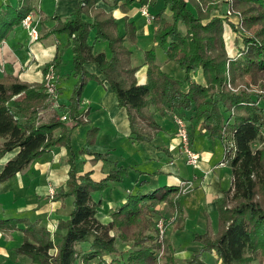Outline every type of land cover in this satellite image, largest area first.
Segmentation results:
<instances>
[{"label":"trees","instance_id":"trees-1","mask_svg":"<svg viewBox=\"0 0 264 264\" xmlns=\"http://www.w3.org/2000/svg\"><path fill=\"white\" fill-rule=\"evenodd\" d=\"M96 1L78 0L68 16L53 14L52 25L38 32V38L67 35L72 73L78 81L66 101L55 98L52 104L43 79L28 82L12 73L0 76V158L16 149L0 169V182L55 147H64L68 164L64 186L52 197L62 201L69 197L70 210L57 215L52 228L26 216L0 217V226L21 233L20 243L11 251L35 264H210L203 258L205 251L214 254L213 264H251L264 253V0H234L239 11L233 16L225 10L213 14L215 6L207 0H190L194 11L189 0H114L123 11L145 4L153 15V45L143 52L145 82L137 81V66L132 65L134 20L125 16L119 31L116 19L96 7ZM31 10L30 0H0V43ZM224 23L241 38L234 53L226 48ZM234 37L235 43L239 38ZM96 41L105 42L107 51L96 50ZM157 50L184 71L182 79L160 68ZM58 59L57 54L43 71L49 65L55 68ZM86 63L103 73L134 139L149 142L159 127L155 115L171 118L175 113L184 119L190 143L201 130L225 146L224 160L233 180L216 199L217 229L213 234L196 233L200 247L181 261L168 249V234L165 249L158 253L156 226L159 218L175 211L167 233L183 227L177 186L127 194L110 210V221L102 222L96 214L100 198L94 200L92 192L100 193L109 183L122 180L126 168L117 165L97 176L93 169L76 168L77 155L92 154L90 159L97 161L107 154L91 150L97 133L93 125L86 130L83 145L75 150L71 144L74 127L89 123L81 118L85 112L79 108ZM226 80L232 88L225 86ZM162 201L167 203L166 214L159 210Z\"/></svg>","mask_w":264,"mask_h":264},{"label":"crops","instance_id":"crops-1","mask_svg":"<svg viewBox=\"0 0 264 264\" xmlns=\"http://www.w3.org/2000/svg\"><path fill=\"white\" fill-rule=\"evenodd\" d=\"M3 1L7 2L8 0ZM223 3L224 2H222V4ZM77 4L78 0H39L36 5V2L31 0L30 5L32 10L28 13L32 15V20L36 24V28L39 32V30H46L52 25L53 14L66 17L73 11ZM224 5V8H226L225 3ZM95 6L101 7L112 14L118 23L119 31L123 29L125 16H127L128 20H134L132 17L133 15H138L140 17L139 22L134 20L137 38L136 42L131 46V57L132 65L137 66L134 73L137 81L145 82L146 64H143V52L153 45V17L150 21H147L146 18L140 14L139 9L141 6L146 5H131L127 11H123L120 2L115 3L114 0H97ZM146 8L148 9L147 6ZM37 10L40 14L39 16L37 14V16L35 15ZM223 33H226L225 27ZM90 34L89 36L92 37H89V41L93 42L92 30ZM50 35L51 34L37 39L40 40ZM55 35L53 34V36ZM6 40L7 38L4 37L1 45L3 54H0V62H6L10 57H12V59L14 57L12 54L15 50V46H9ZM32 40L31 38H27L25 40V45H23L21 40L16 42L17 46H24V50L27 54L25 56L26 59L21 62V66L15 67L10 63L12 66L11 73L17 75L19 79L24 81H40L43 79V73L45 72L43 71L44 66L58 54L59 59L55 64L54 70L56 73L57 86L60 87L58 100L62 101L61 98L69 97L75 83L78 81V76L72 73V53H70L71 65L69 69L61 71L62 54L58 46V37H55V44L36 43ZM138 43L141 44L140 51L142 50V58H139L140 61L135 63L133 58V46ZM225 45L229 53L235 50L236 44L234 41L232 45H228L225 40ZM231 46H233V48ZM95 48L96 50L107 51L106 43L102 41H96ZM156 55L160 63V68L163 71L172 74L178 79L183 78L184 71L173 61L167 60L166 57L159 59L157 52ZM84 68L85 81L82 85L80 95L84 94L86 96L88 93V97L86 96V102L84 104L87 103L88 105L87 109L89 110L86 118L89 123L79 126H84L85 133L88 127L92 125L96 126L97 133L94 144L98 145L101 143L103 147L107 146L106 149L110 150V154L103 160L93 162L84 158L82 160L80 159L81 156H79L76 161V168L79 172L93 169L94 172H97L96 176L103 174L117 165L126 168V173L122 180L109 183L107 187L101 191L102 193L106 192V195L101 192L98 195L92 192L94 200L100 198L96 213L97 216L102 222H107L110 217V210L118 207L129 193H135L136 191L145 193L148 190H155L163 186H177L181 194L180 205L184 211L187 209L190 210V213L187 212L188 210L185 211L186 214L184 215L183 227L168 231V249L172 252L171 254L176 260L188 257L192 250L200 247L199 242L195 239L196 233H202L206 230L215 231L217 225L216 199L223 195L224 190L232 186L233 177L229 164L224 160L225 146L223 142L221 140H210L205 136L203 131H196L192 137L191 146L198 153V162L196 166H193L186 163L185 158L180 152V140L175 134V124L169 116H162V119H160L161 121L156 119L159 127L155 130V134L149 142L134 139L129 131L126 113L123 108L118 106L115 94L108 82L103 80V73L93 63H86ZM3 74H5L4 71ZM194 77L198 79L199 75L197 74ZM66 87L69 88L70 92L67 91ZM79 108L82 110L80 103ZM101 120L103 123H101ZM79 126L74 127L71 141L73 140L74 132H76L79 136L84 135L81 137L83 144L85 133L79 131V129H81ZM102 134H104V137L99 138V135ZM95 151H104V149ZM15 152L16 149L6 152L0 158V169L4 162ZM65 158V149L59 146L43 152L28 163L23 169L25 173L28 175L29 170L32 169L34 171H32L33 174L35 173L44 177L45 184L38 186L36 183L37 185L34 189L36 193L35 199L30 203L18 202L16 207L18 213L13 216H26L31 220L40 219V222H47L53 227L55 224L54 218L57 215L68 214L70 210V199L65 198L63 201L62 199L50 200L49 196H47L50 187L48 185H52L54 189H58L61 185H64L68 168ZM17 175H19V172L14 176L17 177ZM8 183V180L0 182V192H11L8 191V189L11 190V186H7ZM14 187L19 190V188L24 189L26 186H23L20 180L19 186ZM38 198L41 202L38 201ZM45 198H49L48 201H42V199ZM159 210L161 213L166 214L168 210L165 201L159 204ZM30 211L35 215H29L28 213ZM19 212L22 214H19ZM191 213L194 214L192 215L193 217L190 216ZM14 234L19 235V240L21 241V233L19 230L0 226L1 255L8 254V246L11 243L10 239ZM1 264H7V262L1 261Z\"/></svg>","mask_w":264,"mask_h":264},{"label":"rangeland","instance_id":"rangeland-1","mask_svg":"<svg viewBox=\"0 0 264 264\" xmlns=\"http://www.w3.org/2000/svg\"><path fill=\"white\" fill-rule=\"evenodd\" d=\"M38 1L39 0H34V2H36V5H37ZM207 1L209 3H213L214 6H215L214 9H213V14H217L218 10L219 11L225 10L224 3L222 4L221 2L213 1V0H207ZM234 4H235V2H233V8L236 9V11H239L237 8H235V5ZM188 5L191 8V10L194 11V6L190 2V0L188 1ZM35 15H36V13H35ZM132 17H133V19L136 22H139V18L140 17L138 15H136V16L133 15ZM224 26H225V30H226V33H223L224 40H226V43L228 45H232L233 41L235 40V37L234 36H236L237 38H239L238 35H237L238 33H235L233 30H230L228 23H224ZM7 34L8 35H6L7 37L5 36V38H7L6 41H8L7 42L8 45L9 46L10 45H14L15 46V50L13 51V54H12L14 57H13V59H12V57H10L9 60H6V62H4V61L0 62V76L3 75V71L5 73H11V71H12L11 70L12 69L11 64L14 65L15 67L21 66V62H23V60L26 59L25 56H26L27 53L24 50V46L19 47V46H17V43L16 42H18L19 40H21L23 42V45H25L26 44L25 40L27 38H31L30 35H29V33H28V30L25 27H23L22 25H20V24H16L15 26H13V28L10 29L7 32ZM55 37H58V42H59V45L58 46H59L60 53L62 54V63H61L60 69H61V71H64L66 69H69V67L71 65V58H70V53H71L70 52L71 51L70 48L71 47H70V44L67 43L66 34L65 33L60 32V33H57V35H55V36H53V34H51L50 36H48L46 38H43V39H40V40L33 39L32 41H34L36 43H47V44H50V43L53 44L54 43L55 44ZM89 37L91 38L92 36H89ZM240 39L241 38H239V40H238L239 42L237 41V42H235V44H241L240 43ZM2 43H3V41H1V43H0V54H3L2 47H1ZM140 45L141 44L138 43V44H136V45L133 46V58L135 60V63L140 61L139 58H142V50L140 51ZM231 47L233 48V46H231ZM237 49H238V47L236 45L235 50L231 51V53H234V51L236 52ZM157 54H158L159 59L165 57L164 53L161 50H157ZM227 64H228V61H227ZM195 75H197V74H195ZM56 85H57V79L55 80V86ZM63 85H64V83H63ZM225 86L227 88L228 87L232 88L231 85H230V83L228 82V80H226ZM66 89H67L68 92H70V90H69L68 87H66ZM58 92H60V90L57 91L56 88H55V93L54 94H50L51 97H52V104H56L55 98H58ZM55 94H56V96H55ZM86 96L88 97V93L86 94ZM86 96L84 94H81L80 95V107L82 108L83 112H85V115L82 114L81 115V118L84 119V120L86 118V115L88 116V110H89V109H87V107H88L87 103L84 104L86 102L85 101ZM67 98L68 97H63V98H61V100L62 101H66ZM155 118L157 120H160V119H162V116L156 114L155 115ZM171 119L173 120V117H171ZM101 123H103L102 120H101ZM79 127L81 128V129H79V131L82 132V133L83 132L85 133L84 126H79ZM82 136H84V135L79 136L76 132H74V135H73V138H72L73 140L71 141V144L73 145V147H74L75 150H77L81 146V144H82L81 137ZM100 137L103 138L104 137V134L99 135V138ZM95 139H96V136H95ZM95 141L96 140H94V143H95ZM189 142H190V140H189ZM83 144H84V142H83ZM190 145H191V143H190ZM92 146L93 147H91V150L93 152H107V154L105 155L106 157L110 154V152H109L110 150L106 149L107 146H104L103 147V145H101V143L98 144V145L93 144ZM94 149L95 150H99V149L100 150H103L104 149V151H95ZM180 152L182 154L181 149H180ZM91 155L92 154L85 153V154L77 155L76 158L78 159V157L81 156L80 159L83 160V158H84L86 160L88 159L89 161L93 162L92 159H90ZM183 157L185 158L184 155H183ZM84 168H87V167H84ZM32 171L33 170L30 169L29 170V173L27 175V173H25V171L22 169L21 171H19V175H17V177L16 176H12L11 178L7 179L8 182H9L7 186H11V190L8 189V191H11V192L10 193H8L7 191L0 192V217H7V216L17 215V213H18L17 211L18 210L16 209V207L18 205V202H20V203H26V202L27 203H30L32 200L35 199V194H36L35 191H34L35 186L37 184H38V186H41L42 184H45V182H44V177L43 176H39L38 174H35V173L33 174ZM66 178H67V173H66ZM66 178H65V180H66ZM20 180L23 183V186H26V187L24 189L19 188V190L18 189H15L14 186H19V181ZM65 180H64V182H65ZM48 186H51L52 187V185H48ZM61 186H64V185H61ZM161 186H163V185H161ZM56 189H54V187H53L54 192L52 194H50V193L47 194V196H49L50 200H53V199L55 200L56 199V198L52 197V195L57 191ZM93 192H95L94 194H97V195L99 194V191H93ZM102 194L106 195V192H103ZM49 198L42 199V201L43 200L44 201H48ZM67 199H70V198L67 197ZM38 201L41 202L39 200V198H38ZM50 208H52V207H50ZM187 210H185V211H187ZM185 211H184V215L186 214ZM187 212L190 213V210H188ZM173 213H174L173 211L172 212H169L168 217H166V218L164 217L163 218L164 233H163L161 239L158 238V241L160 242V248H159V252H158L159 254H161V252H163V250L165 249V239L164 238H165V236L167 234V223L169 225H171L174 222L175 217L177 215V214L173 215ZM19 214H22V213L19 212ZM28 214L31 215V216H34L35 215L31 211ZM192 215H194V214L191 213L190 216H192ZM109 216H110V214H109ZM110 219L111 218L109 217V221H110ZM44 224H45V226H48L49 228L51 227V225L49 223H47V222L44 223ZM216 229H217V225H216ZM216 229H215V231H216ZM215 231L209 230V233L210 234H213ZM187 235H189V234H187ZM11 237H12L11 238L12 240L10 239L11 243L8 246L9 247L8 248V254L7 255H1L0 254V264H1V261H3V262L6 261L7 264H35V263H32L28 257H26L24 255H17V254H15V253H13L11 251V249L13 248V246H15L17 243L20 242L19 235L14 234ZM198 242L200 244V241H198ZM203 258H205V260L207 261V263H210V264L212 263L213 264L215 256H214L213 253L208 252V251H205V252H203ZM177 260L178 261H181L183 259L181 258V260L180 259H177ZM214 264H220V262L218 261V262H216ZM251 264H264V253L262 255H259L258 256V259L252 261Z\"/></svg>","mask_w":264,"mask_h":264},{"label":"built area","instance_id":"built-area-1","mask_svg":"<svg viewBox=\"0 0 264 264\" xmlns=\"http://www.w3.org/2000/svg\"><path fill=\"white\" fill-rule=\"evenodd\" d=\"M218 2H224L226 4L225 8V14L226 15H235L238 14L236 9L233 8V2L234 0H213ZM140 14L143 15L147 21H150L152 19V14L148 11L146 6H141L140 8ZM20 25L25 27L28 30V33L32 39L38 38V30L36 28V24L32 20V15L30 13L25 14L21 20ZM43 80L45 83L46 91L50 94L55 93V80H56V73L54 70V67L52 65H49L46 69V71L43 73ZM56 96V94H55ZM56 101V100H55ZM62 119H65L66 116L62 115ZM173 121L175 123V134L180 140L179 147L182 151V154L185 156V160L188 164H191L193 166L197 165L198 162V153L192 148L189 142V136L187 132V127L184 119L173 113ZM54 192L53 187H49V193L52 194ZM173 215L176 214L175 211H173ZM156 226L158 228V236L161 239L163 233H164V224H163V218H159L156 222Z\"/></svg>","mask_w":264,"mask_h":264}]
</instances>
